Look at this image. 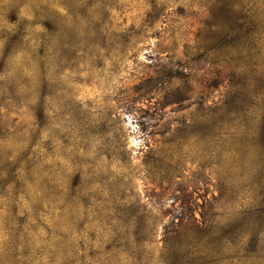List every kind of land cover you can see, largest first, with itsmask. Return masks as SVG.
Masks as SVG:
<instances>
[{
	"label": "rangeland",
	"instance_id": "obj_1",
	"mask_svg": "<svg viewBox=\"0 0 264 264\" xmlns=\"http://www.w3.org/2000/svg\"><path fill=\"white\" fill-rule=\"evenodd\" d=\"M0 264H264V0H0Z\"/></svg>",
	"mask_w": 264,
	"mask_h": 264
}]
</instances>
